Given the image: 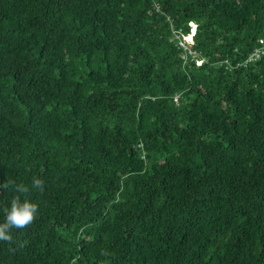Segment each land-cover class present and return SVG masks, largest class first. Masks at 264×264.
Masks as SVG:
<instances>
[{"label":"trees","instance_id":"trees-1","mask_svg":"<svg viewBox=\"0 0 264 264\" xmlns=\"http://www.w3.org/2000/svg\"><path fill=\"white\" fill-rule=\"evenodd\" d=\"M260 45L264 0H0V264H264Z\"/></svg>","mask_w":264,"mask_h":264},{"label":"clouds","instance_id":"clouds-1","mask_svg":"<svg viewBox=\"0 0 264 264\" xmlns=\"http://www.w3.org/2000/svg\"><path fill=\"white\" fill-rule=\"evenodd\" d=\"M10 186L18 195L13 196L9 204L2 210L0 241H11L14 230L25 229L33 223L39 214L38 204L26 195L30 192L29 186L17 184L13 180L0 184V188L7 189ZM31 189L42 192L44 190V182L40 178L33 179Z\"/></svg>","mask_w":264,"mask_h":264},{"label":"built area","instance_id":"built-area-1","mask_svg":"<svg viewBox=\"0 0 264 264\" xmlns=\"http://www.w3.org/2000/svg\"><path fill=\"white\" fill-rule=\"evenodd\" d=\"M188 24L190 25V32L189 33H182L179 30H173L174 36L179 38L178 44L183 48V52L180 54V57L183 59L184 63L188 61H193L195 59V64L200 65L203 61V57L199 55V53L192 48L193 44V35L195 33L196 24L194 21H189ZM264 54V45L256 46L253 51L250 52L247 61H256L260 55Z\"/></svg>","mask_w":264,"mask_h":264}]
</instances>
